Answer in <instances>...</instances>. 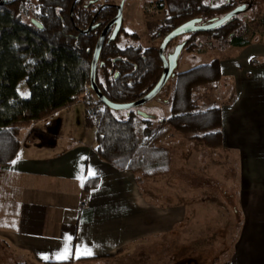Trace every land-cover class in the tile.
Here are the masks:
<instances>
[{
	"label": "crops",
	"instance_id": "obj_1",
	"mask_svg": "<svg viewBox=\"0 0 264 264\" xmlns=\"http://www.w3.org/2000/svg\"><path fill=\"white\" fill-rule=\"evenodd\" d=\"M217 52L228 54L214 59L221 79L206 85L209 92L195 100L198 111L219 110L220 144L201 147L196 159L204 161L201 169L189 167V161H196L192 144V153L183 160L185 173L192 180L204 176L221 182L226 195L230 191L233 196L226 203L236 226L222 264H264V40ZM20 86L24 89L18 93L28 98L26 84ZM172 95L163 100L168 117ZM147 106L152 121H160L155 113L161 109L152 101L142 107ZM95 134L80 102L18 132L15 157L0 164L2 264H110L134 247L159 245L163 237L170 246L171 241L177 245L178 233L189 221L186 209L192 194H202L207 203L208 190L193 186L153 190L149 196L143 179L98 157ZM176 138V132L170 135V144ZM177 159L175 154L172 172ZM93 183L86 191L85 185ZM154 194L167 195L169 201H157ZM157 258L146 256L143 261Z\"/></svg>",
	"mask_w": 264,
	"mask_h": 264
},
{
	"label": "trees",
	"instance_id": "obj_2",
	"mask_svg": "<svg viewBox=\"0 0 264 264\" xmlns=\"http://www.w3.org/2000/svg\"><path fill=\"white\" fill-rule=\"evenodd\" d=\"M39 0L34 21L19 19L18 6L0 8V164L10 162L19 148L18 132L69 105L78 102L90 85L91 61L102 27L107 21L98 15L79 18L73 0ZM162 0L166 16L157 33L161 36L190 21L203 23L220 19L234 8L232 0ZM111 17L116 14L110 10ZM94 19V22H92ZM95 23V25L93 24ZM89 26L91 31L84 33ZM240 15L211 31L189 36L186 50L198 49L206 39L210 49L245 47ZM114 39L105 38L96 67L95 83L113 104H130L147 95L163 74V64L154 48L121 49ZM136 38V37H134ZM219 44V45H217ZM165 55V54H164ZM221 79L219 61L199 65L174 76L171 114L156 125L151 117L137 115V109L118 118L109 108L87 126L95 128L96 154L121 171L140 180L168 175L172 167L169 152L160 143L171 131L198 133L196 140L215 148L220 144L218 109L198 111L193 92ZM24 82L29 97L22 98L18 87ZM139 123L143 126L139 129ZM93 184H86V191Z\"/></svg>",
	"mask_w": 264,
	"mask_h": 264
},
{
	"label": "rangeland",
	"instance_id": "obj_3",
	"mask_svg": "<svg viewBox=\"0 0 264 264\" xmlns=\"http://www.w3.org/2000/svg\"><path fill=\"white\" fill-rule=\"evenodd\" d=\"M104 1H111L118 5L122 2V0H100V2ZM123 1L124 33L120 35L117 45L121 49H125L127 47L158 49L161 40L153 39V36L156 34L157 29L166 16V12L161 5L162 0ZM218 3L219 0L215 2V4ZM240 22L243 28L241 36L244 41L250 42L254 40H264V0H256L250 11L246 14L240 15ZM184 40V37L176 39L175 42H173L167 49V53L171 54L176 48V45L179 47ZM200 41L204 42L206 39L202 38ZM217 51L221 50L218 48L210 49V47L205 44L193 52H189L184 49L178 56V61L182 64L180 66L177 64V67L174 70V76L186 69L196 67L198 64H204V61L207 63L209 59L214 60L228 56L226 53ZM204 55L208 56L204 57ZM183 61H185V64ZM174 76L169 79L168 83L161 90V92L152 100L156 107L162 111L161 112L159 110L155 113L158 114L160 120H162V113L165 115V118L163 119H167L168 117L167 109L166 107H163V100L168 99L173 91ZM21 87L22 86L18 87L20 92L24 89ZM208 87L209 86L205 85L197 88L193 92V100L195 104V99L200 101L202 96H206L205 94L209 89ZM80 100L81 98L78 99V102L81 103ZM208 104L209 103L207 102L205 105ZM149 107L150 106L140 107L137 111L141 110L142 113L148 115L149 112H151V108ZM104 110H102L101 113ZM116 116L121 119L125 118L127 116V112L117 111ZM157 122L159 121L157 120ZM157 122H155L154 125H156ZM142 127L143 126L139 123V129ZM175 132L178 135V138L173 140L172 144H170L171 142H169V136L172 134L174 135ZM196 136H201V134H185L178 131H171L167 137L161 141L160 145L169 152L172 159L171 161H173V156L175 154L178 155L176 171L174 170L172 172L171 167V171L168 175L155 177L154 180H148L152 178L143 179L145 185L144 191L149 196H152V193H154L153 190L158 193H163L173 189V186L175 185L180 188V190H183L185 186H193L208 190L209 199H207V203H205L206 199L202 196V194H192L193 197L189 202L190 205H188V208L186 209L189 215V221L184 224L182 231L178 233L180 238L177 239V245L173 244L171 241L170 246L167 239L165 240L163 237L159 245H148L141 249H136V247H134L125 251L123 253L125 254L124 257H119L117 260L110 262V264H222L230 248L231 237L235 232L236 226L235 218L232 216V210L226 203L231 202L233 200V196L230 191L226 195L224 184L221 182L210 179L207 180L204 176H198L199 178L197 180L190 179V175L186 177L185 161L183 160L186 156L192 153L190 150L192 147L191 145L193 144L194 146L192 150L196 155L195 160L201 157V152L203 151L201 147L207 146L204 142L196 140ZM189 139L193 141H190ZM172 146L175 149L172 150ZM189 151L190 153L187 154ZM189 162V167L193 166L195 169H201V163H204V161L197 160ZM222 169L223 168L220 170ZM217 177L220 178L222 176H220V173H217ZM224 181H227L226 175L224 176ZM154 196L155 198H153L157 201L166 204L169 201L167 195H162L160 197L154 194ZM128 254H130L131 257ZM146 256H149L150 259L158 257L160 260L155 262L143 261L146 259ZM190 260L192 262H189ZM4 262L5 261H2L0 264ZM6 264L11 263L8 262Z\"/></svg>",
	"mask_w": 264,
	"mask_h": 264
},
{
	"label": "water",
	"instance_id": "obj_4",
	"mask_svg": "<svg viewBox=\"0 0 264 264\" xmlns=\"http://www.w3.org/2000/svg\"><path fill=\"white\" fill-rule=\"evenodd\" d=\"M119 12L115 19L108 24L105 29L102 31L101 35L99 36V39L96 43L94 52H93V57L91 61V71H90V87L92 88L96 98L101 101L107 108L113 110V111H128L136 108H140L146 103L152 101L160 92L161 90L165 87V85L168 83L169 79L174 76V70L177 67V59L181 51V46L177 47L175 52L170 58H166L164 55V51L166 49V46L170 41L173 39L180 37L185 34L189 33H195V32H207L211 31L213 29H216L231 19L237 17L238 15L244 13L246 11V8L244 6L236 7L234 10L226 14L220 19H212L209 21V23L204 24V25H197L199 21H190L188 23H185L176 29H174L172 32H170L162 41L159 49H158V54L159 57L162 61L163 64V74L161 75L159 81L155 85V87L143 98L140 100L130 103V104H113L110 103L99 91L96 83H95V73H96V67L97 63L99 60L100 52L102 49V46L105 41V37L107 34L108 29L112 26L115 25L114 31L112 33L111 39H114L116 35L119 32L121 23H122V13H121V7L119 6ZM88 32V31H85ZM137 115L147 118L149 117L148 115L142 113L140 110L137 111Z\"/></svg>",
	"mask_w": 264,
	"mask_h": 264
},
{
	"label": "flooded vegetation",
	"instance_id": "obj_5",
	"mask_svg": "<svg viewBox=\"0 0 264 264\" xmlns=\"http://www.w3.org/2000/svg\"><path fill=\"white\" fill-rule=\"evenodd\" d=\"M60 1L63 2V3L67 2L65 0H60ZM216 1H218V0H216ZM220 1H222V0H219V2ZM232 1H233V4H236V7L244 6L246 8V11L244 13H242V14H246L248 11H250L253 8L256 0H232ZM4 5L18 6L19 9L21 10V13H19V19L21 21H23V22H29V23H33V24L37 25V23L34 21L33 15H34V13L37 12V8H38V5H39V0H0V8H1V6H4ZM72 5L76 6V12L78 13L77 16L79 18L81 17L80 14L83 13L82 15H84V14L87 15L88 14L91 17L94 16V18H96L98 15H100L101 17L105 18L104 21L108 20V23L104 27H102L100 35H101L102 31L105 29V27L108 24H110L115 19V17L117 16V14L119 12V8L118 7L120 6L121 7V13H122V23H121L119 31L123 30V28H124V20H123L124 19V17H123L124 1L123 0H122V2H120L119 5L115 4V3L111 2V1L100 2V0H73ZM111 8L115 9V11H116V14L114 16H112V17H111V14H110ZM242 14H240V15H242ZM92 22H94V19H92ZM207 23H209V21L203 23L202 20H201V21H199L197 23V25H204V24H207ZM93 24L95 25V23H93ZM92 27L93 26H89L86 30H84V33L90 32ZM114 28H115V25H112L108 29L106 37L112 35V33L114 31ZM85 31H88V32H85ZM169 33L165 34L164 36H161L160 33H157L156 40H161V42L159 43V47H160L163 39ZM195 33H202V32H195ZM191 34H193V33H189V34H185V35L180 36V37H184L185 38V40L180 45L182 47L181 51H183L184 49L186 50L187 43L189 41V36ZM180 37H177V38L173 39L172 41H170L168 43V45L166 46V49L164 51V54H165L166 58H170L173 55V53L175 52V50L178 47V45H176V48L174 49V51L171 54L167 53V49L170 47V45L173 42H175L176 39H178ZM203 45H204V42L199 40L198 49L201 48ZM159 47H158V49H159ZM181 51H180V53H181ZM178 60H179V58L177 59V64L179 63ZM189 262H192V261L190 260Z\"/></svg>",
	"mask_w": 264,
	"mask_h": 264
},
{
	"label": "built area",
	"instance_id": "obj_6",
	"mask_svg": "<svg viewBox=\"0 0 264 264\" xmlns=\"http://www.w3.org/2000/svg\"><path fill=\"white\" fill-rule=\"evenodd\" d=\"M80 98L84 108V118L87 122L94 121L101 111L106 108V106L96 98L90 85L86 86ZM83 205L84 202L81 203V206Z\"/></svg>",
	"mask_w": 264,
	"mask_h": 264
},
{
	"label": "snow or ice",
	"instance_id": "obj_7",
	"mask_svg": "<svg viewBox=\"0 0 264 264\" xmlns=\"http://www.w3.org/2000/svg\"><path fill=\"white\" fill-rule=\"evenodd\" d=\"M90 174H94V173H91V172H90ZM89 254H90V253H89Z\"/></svg>",
	"mask_w": 264,
	"mask_h": 264
}]
</instances>
